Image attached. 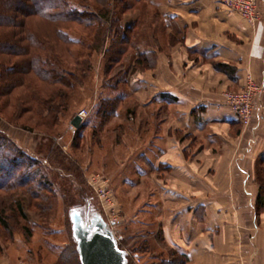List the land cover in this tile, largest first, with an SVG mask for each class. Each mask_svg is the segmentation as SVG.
<instances>
[{"label": "crops", "instance_id": "0c3cea01", "mask_svg": "<svg viewBox=\"0 0 264 264\" xmlns=\"http://www.w3.org/2000/svg\"><path fill=\"white\" fill-rule=\"evenodd\" d=\"M257 1L262 19L252 25L219 0H150L162 28L141 29L139 52L154 66L128 67L123 90L105 97L126 106L111 118L126 120L128 155L119 162L124 151L112 144V161L107 154L102 162L121 177L116 200L125 207L120 186L136 190L132 220L152 227L151 238L185 264H264V92L247 127L224 98L249 78L264 88V0ZM137 21L123 19L122 27Z\"/></svg>", "mask_w": 264, "mask_h": 264}, {"label": "trees", "instance_id": "16d2710c", "mask_svg": "<svg viewBox=\"0 0 264 264\" xmlns=\"http://www.w3.org/2000/svg\"><path fill=\"white\" fill-rule=\"evenodd\" d=\"M73 1L76 0H0V115L9 113L10 122L20 123L26 114H31L39 119L45 133L52 136L68 112L76 86L92 70V54L104 53L107 73L114 65L121 66L125 57L127 62L129 58L134 61L135 69L154 66L149 54L137 49L134 31L138 21L127 28L122 27L121 22L123 15L137 11L147 0H114L118 3V13L110 0H104L103 8L94 11L87 4L89 0H82L80 5ZM39 22L46 23L45 32L34 30L33 26ZM74 30L83 35L78 39L73 37L71 32ZM74 47L78 48L77 52L72 50ZM122 74H109V84L116 81L115 84L120 85L123 80L118 79ZM120 100L101 101L98 111H102L101 128L117 113ZM85 123L86 120L78 134ZM18 125L32 131V128ZM45 168L41 161L24 152L0 130V194H3L0 195V225L6 231L11 229L4 217L9 211L23 217V209L14 199L18 191L30 194L39 211L52 210L50 206H44L48 198L56 195ZM83 201V206L75 205L70 212L79 210L89 225L96 210L90 198ZM25 227L29 230L28 225ZM96 230H91L90 235ZM74 253L81 264L79 250L75 249ZM125 254L126 264H130L128 253ZM62 256L66 259L65 253ZM160 261L158 264L186 262L184 258H176L174 251Z\"/></svg>", "mask_w": 264, "mask_h": 264}, {"label": "rangeland", "instance_id": "374dc122", "mask_svg": "<svg viewBox=\"0 0 264 264\" xmlns=\"http://www.w3.org/2000/svg\"><path fill=\"white\" fill-rule=\"evenodd\" d=\"M81 1L73 2L80 5ZM89 1L87 4L92 6L90 7L92 11L100 10L105 5L104 0ZM110 1H112L111 6L116 8L118 13V3L114 0ZM149 3L150 0L143 2L137 11L127 13L121 18L122 23L123 19L124 21H131L137 18L138 26L134 35L137 38L138 51H140L143 43L140 35L142 28L149 29L153 26L155 31L158 29L160 31L162 28L161 20L158 19L159 23L156 24L153 6H150ZM87 4L83 3L84 6ZM157 17L159 18V14ZM39 23L33 26L34 30L45 32L47 30L46 23ZM77 31L74 30L71 34L78 39L83 34L81 31ZM109 44L106 45V48L109 47ZM72 50L77 52L78 48L74 47ZM125 58L121 66L114 65V68L107 73L104 53L95 52L92 54L90 59L92 70L87 72L86 78H83L82 83L76 86L75 94L69 101L68 112L61 119L54 136L45 133V129H42L38 123L39 119L33 118L31 114H26L19 121L20 123L15 120L10 122L12 119L10 120L9 113L6 116L0 115V130L24 152H28L45 165V170L49 173L56 193L53 195L54 197L51 196L44 203V206H50L52 209L48 212L39 211L38 208H35L37 203L34 199L32 200L30 194H25L23 191H18L15 194V201L23 209V217L17 216L13 211H9L7 216H4L11 229L6 231L0 225V261L9 260L10 264H79L77 255L74 253L75 249L78 250L76 234L79 233V230L90 232L101 223L105 224L107 230L114 235L120 248H122L121 250L128 253L127 260L130 264H158L162 258H168L171 249L167 250V247H162L155 239L151 238L152 235L149 231H153V228L146 224L140 226L132 220V217L139 211L136 208H131L130 200L134 196L136 198L138 194L136 190L133 191L129 185L128 187L120 186L119 196L123 198V206L125 207H122L115 200L113 209L103 205L97 191L99 184L106 181L109 190L113 192L116 199L113 189H115L114 185L121 181V177L115 181L113 175L109 176L108 172L107 174L102 170L103 157L104 161L107 156L112 161V144L119 145V148L123 149L121 152L124 151V154L118 155L119 162H123L122 160L126 159L128 155V129L123 115L119 119L111 118L108 120V123L103 127L104 129L101 128L104 131L103 137L99 134L101 130L98 133L97 130H93L97 124L94 119L97 116V109L101 105V101L108 100L105 99L107 95H113L111 90H123V81L119 82L120 85H116V81L112 82L111 85L109 84V76H116L121 73L124 75L129 64L131 67L136 65L134 61H130V58L128 62ZM118 80H123V78L119 77ZM260 88V94H262L264 88ZM117 108L119 113L123 114L126 106L119 103ZM84 109L90 111L87 118L90 119L87 124L90 126L89 129H81L80 134H78L79 129H72L70 120ZM253 114L252 117L254 118ZM18 124L32 128V131L24 130ZM53 137L58 138L54 139ZM100 143L106 145L105 151H101ZM54 147L56 150L52 151ZM114 166L112 171L117 167V165ZM114 172L116 173L118 170ZM86 197L90 198L96 210V215L93 216L89 225L84 221L85 219L79 210L70 212L75 205L83 206V199ZM143 218L145 222H149L148 216ZM26 224L29 230L26 229ZM64 253L66 259H63L62 256Z\"/></svg>", "mask_w": 264, "mask_h": 264}, {"label": "built area", "instance_id": "2783aa9c", "mask_svg": "<svg viewBox=\"0 0 264 264\" xmlns=\"http://www.w3.org/2000/svg\"><path fill=\"white\" fill-rule=\"evenodd\" d=\"M219 3L223 5V7L228 11L232 13H238L249 24L255 25L262 19L259 3L257 0H219ZM260 93V86L253 78H249L242 90L238 92H226L224 93V98L226 103H228L234 110L240 121L245 126H248L253 118L252 114L255 108V100ZM89 115L90 111L85 109L78 114L83 123L89 117ZM72 129L75 130L76 128L72 126ZM97 178L99 177L97 176ZM101 183L97 189L99 192L100 201L103 203V205L113 209L115 207V196L113 192L109 190L106 181H102Z\"/></svg>", "mask_w": 264, "mask_h": 264}, {"label": "water", "instance_id": "95a60500", "mask_svg": "<svg viewBox=\"0 0 264 264\" xmlns=\"http://www.w3.org/2000/svg\"><path fill=\"white\" fill-rule=\"evenodd\" d=\"M71 125L80 129L81 118L77 115L70 121ZM81 264H126V254L117 246L114 235L101 223L96 232L79 230L76 234Z\"/></svg>", "mask_w": 264, "mask_h": 264}]
</instances>
